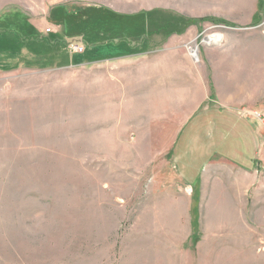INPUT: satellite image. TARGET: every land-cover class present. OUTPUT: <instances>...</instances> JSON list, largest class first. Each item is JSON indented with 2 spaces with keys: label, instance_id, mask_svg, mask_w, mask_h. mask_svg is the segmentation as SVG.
<instances>
[{
  "label": "rangeland",
  "instance_id": "obj_1",
  "mask_svg": "<svg viewBox=\"0 0 264 264\" xmlns=\"http://www.w3.org/2000/svg\"><path fill=\"white\" fill-rule=\"evenodd\" d=\"M0 264H264V0H0Z\"/></svg>",
  "mask_w": 264,
  "mask_h": 264
},
{
  "label": "built area",
  "instance_id": "obj_2",
  "mask_svg": "<svg viewBox=\"0 0 264 264\" xmlns=\"http://www.w3.org/2000/svg\"><path fill=\"white\" fill-rule=\"evenodd\" d=\"M47 33H52V28H48L46 30ZM71 50L72 52H74L75 54H83L85 51V47L82 45V43H75L74 45L71 46Z\"/></svg>",
  "mask_w": 264,
  "mask_h": 264
},
{
  "label": "bare ground",
  "instance_id": "obj_3",
  "mask_svg": "<svg viewBox=\"0 0 264 264\" xmlns=\"http://www.w3.org/2000/svg\"><path fill=\"white\" fill-rule=\"evenodd\" d=\"M195 52H196V50H195Z\"/></svg>",
  "mask_w": 264,
  "mask_h": 264
}]
</instances>
